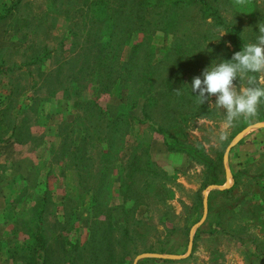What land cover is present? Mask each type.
I'll return each instance as SVG.
<instances>
[{"label": "rangeland", "instance_id": "obj_1", "mask_svg": "<svg viewBox=\"0 0 264 264\" xmlns=\"http://www.w3.org/2000/svg\"><path fill=\"white\" fill-rule=\"evenodd\" d=\"M88 1L0 0V264H32L40 258V250L27 249L35 245L31 234L37 224L48 242L45 264H264V190L254 185L264 177V0H214L216 21L202 19L200 4L184 6L171 32L133 35L134 43H143L136 50L139 60L147 61L152 49L153 61L170 50L171 66L182 50L188 92L209 98L207 117L189 115L193 100L185 94L184 101L191 100L183 105L185 118H175L174 106L168 112L152 107L156 126L183 127L184 151L174 144L169 150L164 133L139 121L141 101L132 84L100 89L107 69L94 77L91 44L94 35L108 31V23L93 18ZM219 20L242 32L254 50V68L223 61L225 47L233 45ZM120 55L115 63L124 59V51ZM121 110L125 119L111 122ZM241 124L246 128L231 139ZM109 130L114 147L108 155L104 139L97 137ZM86 133L92 137L85 140ZM83 141V153L75 159L74 148ZM189 146H202L212 159L224 148L222 185L202 189L205 167L187 154ZM130 151L128 166L149 157L158 170L136 172L125 200L126 209L136 203V210L124 217L119 169L115 164L105 169L102 160H122ZM240 169L245 172L232 194L213 193L230 188L233 172ZM160 171L169 178L156 177ZM88 189L97 191L103 209L90 206ZM97 222L101 227L89 246ZM122 240L130 251L150 252L134 256L129 251L125 262H109L105 255L118 257ZM99 246L101 251H94ZM159 247L170 253H160Z\"/></svg>", "mask_w": 264, "mask_h": 264}, {"label": "trees", "instance_id": "obj_2", "mask_svg": "<svg viewBox=\"0 0 264 264\" xmlns=\"http://www.w3.org/2000/svg\"><path fill=\"white\" fill-rule=\"evenodd\" d=\"M216 1V0H215ZM214 0H90L88 1V8L91 10L93 18L98 21L100 24H107L108 31L102 33V35H94V39L92 40L91 44V52L92 58L94 62L93 68V75L94 77H101L103 69H107L106 74L108 77L98 85L100 86L101 90H105L107 92H111L112 88L115 84L119 87L120 85H124L127 88L128 85L132 84L133 88L138 90L137 98L141 101V113L143 115L142 119H139L141 123H148L153 128H156L157 131H160L165 134V141L167 142V146L169 150H173L174 146L170 144L179 145L178 149L180 151H184L183 144L186 142V134L185 130L181 126H174V131L167 129V127H163L161 125L156 126L154 123L153 118V110L152 107L156 105H161L167 112L170 106H174V116L175 118H185L186 114L183 111V105L190 104L191 100H193V109L194 111H190L189 115H193L194 118L198 116L207 117L211 112V108L208 105V97H198L194 93L188 92L187 82L185 81V74L182 65H184V53L180 50L178 55L177 61H174L171 66L167 65V56L170 55V50H167L165 54L161 57H158L157 61H153V57H150L152 50L148 54V60H139L136 55V50L139 47L143 46V43H134L133 35L137 33H148L151 29L153 30H161L163 32H171L174 26L178 22L179 13L181 11L180 8L184 6H190L193 4H200V10L202 11V19L207 20L211 18L212 20L216 21L218 19V15L215 10H213L212 6L215 2ZM234 1V0H229ZM252 6H256V2H253ZM5 6V5H4ZM6 8V6L4 7ZM217 9V8H216ZM3 14H0V18ZM218 21V20H217ZM218 24L217 22H215ZM222 25L225 29V36H227L233 45V48L230 50L229 47H225L226 53L224 55L223 61L227 62L228 59L233 62L237 60L241 63V67L244 68L246 71L247 69H252L256 65V57L253 48H251L248 43H246V39L242 37V32L239 29H233L229 27L230 25H226L223 21L219 20L218 25ZM220 25V26H221ZM99 29H96L98 32ZM95 32L94 34H96ZM123 48V49H122ZM122 49V50H121ZM124 51V59L122 61H116V56H119V60L121 55H123ZM127 51V52H126ZM189 54V53H188ZM183 55V56H182ZM115 67V72L118 71L117 75L113 74L112 67ZM197 64V63H195ZM168 66V67H167ZM160 69V71H159ZM166 69V74H163V70ZM159 71V73H158ZM158 73V77H155V74ZM120 84V85H119ZM254 86L257 85V81H253ZM178 86H181V91L176 89ZM187 95L190 98L185 99L184 96ZM129 100V99H128ZM133 100V99H132ZM127 106V104L125 105ZM136 106V105H135ZM123 107V106H122ZM135 108V107H133ZM126 117V114L121 110L115 115L114 118H111L110 121H123ZM179 120V119H178ZM246 128L245 124H241L235 127V132L232 134L231 139L234 138L236 135L241 133ZM121 131L123 128L120 126ZM89 130V129H88ZM100 133V132H99ZM124 133H127V130H124ZM92 137L89 133H86V138ZM99 140L102 138L106 143V147L108 149V155L111 153L110 149L114 147L113 143V136L111 134V130L108 132H104L102 134H98L97 137ZM184 138V139H183ZM98 143V142H97ZM96 143V144H97ZM84 141L74 148V157L77 159L80 154L83 153L82 145ZM228 145V144H227ZM227 145L223 146L226 147ZM133 147V146H132ZM201 148H193L189 146V150H186L187 154L192 156V158L196 159L198 162H202L203 166L205 167V174L206 178L204 180L202 189H207L208 187L214 185H222L225 182V169H224V162H223V153L224 148H221L217 151V157L212 159L209 155L205 152V149L200 146ZM143 154L148 156L149 153V146L144 144L143 147ZM223 149V150H222ZM133 151H130L128 155L121 159H114L113 161H109L108 158L102 161L106 162L105 169H112L110 164H115V168L118 167L119 169V176H120V193L123 195L124 199V217L127 215V211L136 210V203L132 205L131 209H126L125 205L127 204L126 196L129 194V189L131 188L132 184H134V177L136 172L138 173H145L146 170L150 172L156 173L155 164L149 159V157L145 158H137L136 164L134 163L133 166H128L127 163L129 158L133 156ZM118 165L116 162H119ZM81 162L77 161L74 164V167H80ZM75 167V168H76ZM245 172V169H240L233 172L232 177L234 179L233 185L224 190H217L213 193H221L225 191L228 194H232L233 191L237 188L240 183L239 176ZM155 175V174H154ZM263 175V173H262ZM261 175L260 183L254 182L259 184V188L264 190V183L262 180L264 177ZM156 176V175H155ZM159 177L163 180L169 178V176L160 171ZM148 181H146L147 183ZM256 184V185H257ZM252 184L247 183L245 187H250ZM110 187V186H109ZM108 187V188H109ZM164 185H160L159 188H163ZM164 192L165 189H161V192ZM97 191L95 189L86 192L89 196V203L92 208L96 211L97 209H103L104 206L101 203H97ZM258 193L259 191L254 192L253 194ZM264 193H260L262 195ZM139 198V196H138ZM45 196H43L42 200L44 201ZM201 202L203 200L202 195H200ZM210 200L211 196H209V203L208 207L210 210ZM264 200V198H262ZM260 203V202H259ZM256 203V207L259 208L263 205ZM100 207V208H99ZM257 207V208H258ZM254 208V206H253ZM253 212V210H252ZM258 212H255L257 215ZM251 219H246V221H251ZM111 225V222H109ZM124 230L126 232V225L127 219L124 220ZM104 225V224H102ZM217 225H215L216 228ZM99 222L95 227H92L90 230L89 240L87 245H91V241L96 236L97 228H100ZM37 232L31 234L34 238V246L28 245L27 249L32 250L35 254L40 250L39 257L42 260L40 263V258L32 264H45L47 261L48 256V242L47 239L44 237L42 233V225H36ZM111 229L115 230L114 227L111 225ZM106 234V231H102ZM200 231L197 230L198 236ZM127 234V232H126ZM99 240L103 242L104 237L102 236ZM243 239H240V241ZM121 248L123 252L116 256L114 252L105 255L106 259L112 263H123L126 261L128 257H130V252L132 255L137 256L140 255L142 252H150L149 249L143 250L142 252L137 249H133L132 251L126 247L125 241L120 242ZM101 247H95L94 251H101ZM160 253H170L169 251H164L161 247L157 249ZM130 251V252H129ZM93 255V253H91ZM34 258V257H33ZM32 258V259H33ZM145 260V259H144ZM172 259H165V261H169ZM31 264V263H30ZM130 264V263H128Z\"/></svg>", "mask_w": 264, "mask_h": 264}]
</instances>
